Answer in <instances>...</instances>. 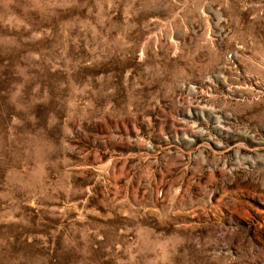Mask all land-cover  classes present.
I'll list each match as a JSON object with an SVG mask.
<instances>
[{
  "label": "rangeland",
  "instance_id": "rangeland-1",
  "mask_svg": "<svg viewBox=\"0 0 264 264\" xmlns=\"http://www.w3.org/2000/svg\"><path fill=\"white\" fill-rule=\"evenodd\" d=\"M0 264H264V0H0Z\"/></svg>",
  "mask_w": 264,
  "mask_h": 264
}]
</instances>
